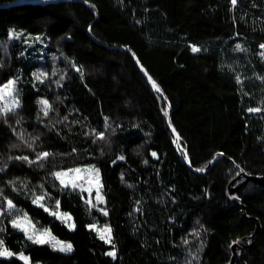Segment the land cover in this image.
Segmentation results:
<instances>
[{
	"label": "trees",
	"instance_id": "obj_1",
	"mask_svg": "<svg viewBox=\"0 0 264 264\" xmlns=\"http://www.w3.org/2000/svg\"><path fill=\"white\" fill-rule=\"evenodd\" d=\"M18 1L0 0V86L14 79L21 101L0 115V239L9 250L31 264H228L232 242L247 238L237 264H264V185L240 186L241 202L228 194L236 164L264 176V0L3 7ZM115 45L130 46L167 94L177 145L167 101L134 54ZM34 73H47L43 83ZM213 158L205 173L188 163L205 168ZM85 165L99 169L104 202L95 207L53 175ZM41 195L50 211L71 214L74 230L32 202ZM23 214L72 251L29 240L11 223ZM91 224L110 227L113 243ZM113 245L115 258L106 254ZM0 264L25 262L15 255Z\"/></svg>",
	"mask_w": 264,
	"mask_h": 264
},
{
	"label": "snow or ice",
	"instance_id": "obj_2",
	"mask_svg": "<svg viewBox=\"0 0 264 264\" xmlns=\"http://www.w3.org/2000/svg\"><path fill=\"white\" fill-rule=\"evenodd\" d=\"M231 3L233 6H235L237 4V0H231ZM37 39H40L39 37H37ZM239 47V46H237ZM262 48H264V45H261ZM191 51L196 53L201 51V49L199 47H197L196 45H192L191 46ZM261 55H264V53H262ZM76 71L82 72V69L77 68ZM35 76V78L39 81H41L43 83V79L42 77H46L47 73H34L33 74ZM149 80H151V77H148ZM57 83H59V81H57ZM16 84V81L14 80H9L6 84H3L2 86H0V100L4 99L5 94L7 95H12L13 91H14V86ZM152 86L157 90V91H161V89L159 88V86L156 84L155 81H152ZM39 103L42 106V111L44 113V115H47L51 105L49 104V102L47 100H41L39 101ZM16 107H19V101L16 99H13L12 101V105H8L5 104L2 108H0V115H6L8 112L14 111ZM249 112H258L261 111V109L259 108H249L248 109ZM165 115H167V112H165ZM172 131L174 133H176V137L177 140L180 139L179 133L176 132V129L173 127ZM103 133L99 134V138H103ZM153 156H156L157 154L155 152L152 153ZM49 156V153L47 152H43V153H39L37 154V159L41 160V159H45ZM17 159H24L27 160V157H18ZM118 159H123V157H119ZM34 162V161H30ZM189 163H191V161H188ZM205 169L203 168H199L197 169V171H204ZM0 171H2V169H0ZM87 173L89 176V179L87 181V183L90 185V187H88L87 189H84L83 185L81 183H78V181L83 180L84 177L81 175V173ZM72 174V175H70ZM53 175L55 176L56 179H58L60 181V184L65 187H71L72 189H80L81 191H87L89 193V199L86 201V203L92 205L93 207H95L96 205L92 204V199H91V192L93 187H95L96 190V196H95V200L98 203H103L104 202V197L100 194V189L102 187L101 181H100V176H99V169H96L95 166H91L90 168H86V169H80V168H74V169H68L66 171H58L53 173ZM12 183V182H9ZM0 196H2V191H0ZM45 196L41 195V196H36L33 199V203L38 205L39 207L43 208L44 211L49 212L50 215L57 217L58 219H60L61 221L65 222L67 227L70 230H74L76 225L74 222H70L72 221V216L70 213H61L58 210L57 211H50L47 207H45V205L42 203V201L44 200ZM6 200V205H7V209L8 210H12L15 208V205L13 204L12 200L4 198ZM59 201H56V205L55 207L57 209H59ZM0 208H2V205H0ZM100 211L104 214L107 215V211L104 208H101ZM0 215H3V211L0 210ZM12 226L23 231L26 235L27 238L29 240H31L33 243L35 244H48L50 245L54 250H59L62 252H70L72 251V244L71 243H66L64 241L58 240L56 237L52 236L50 230H44L43 232H38L37 230H35L34 225H32L31 220L28 218L27 214H23L21 217H17L15 219H13L11 221ZM89 229L91 230H95L98 232L99 234V238L103 241H105L108 244H112V229L110 227H108L107 225H105L102 229L97 228V225L95 224H91L88 225ZM0 231H2V229H0ZM197 235H199V233H196ZM239 241H233L232 244H238ZM107 255L115 258L116 257V250L115 247L113 245V250L109 251L108 253H106ZM18 255L19 259L24 261L25 264H31L30 261V257L24 255L22 252L17 254L12 252L11 250H9V248L5 245V242L0 239V257H12Z\"/></svg>",
	"mask_w": 264,
	"mask_h": 264
},
{
	"label": "water",
	"instance_id": "obj_3",
	"mask_svg": "<svg viewBox=\"0 0 264 264\" xmlns=\"http://www.w3.org/2000/svg\"><path fill=\"white\" fill-rule=\"evenodd\" d=\"M41 1H49V0H22V1H18L16 3H13V4L5 5L3 7H9V6H12V5H15V4L34 3V2H41ZM80 1L84 2L89 8H91V9L93 8L91 2H89L88 0H80ZM95 13H96V15H98V11H95ZM91 25L89 26V28L91 27ZM114 47L115 48H121V49H127V50L131 51L134 54L135 59H136V62H137V65L139 66V68L143 72L144 76L146 77V79L148 80V82L152 86V81H154V80L152 79V77L150 76V74L145 69V66L143 65V63L139 59L137 53L130 46H127V45H120V46L119 45L118 46L115 45ZM149 76L151 77V80L148 79ZM159 88L161 89V91H158V92L165 98V100L168 103V107H169L168 122H169L170 128L172 129L174 127V125L172 123V105H171V103L169 101V98H168L167 94L165 93V91L161 88V86H159ZM176 132L178 133L177 130H176ZM174 135H175V144L177 145L179 143V140H177L176 133H174ZM214 162H215V158H213L210 161V163L208 164L207 167L203 168L205 170L202 171V172L201 171H197V169H199V168H195V167L192 166L191 163H189V162L188 163L193 168L194 171L201 172V173H205V172H207L212 167V165L214 164ZM236 166L240 170V173L230 182V184L228 186V194H229L230 199H232L233 201H235V202H241V199L236 195L237 189L240 186H242V185H244V184H246L248 182H251V181L256 182V183H260V184H263L264 185V176L263 175H258V174H251L248 171H246L244 168H242L241 166H239L237 164H236ZM242 179H243V181L240 184H237V182L240 181V180H242ZM258 228H259V226H258ZM238 241H239L238 244H234L233 245V256L231 258V261L228 264H237L236 259H237V252H238V250L241 249V252H243L244 248L249 246L248 245L249 239H247V238L239 239Z\"/></svg>",
	"mask_w": 264,
	"mask_h": 264
},
{
	"label": "rangeland",
	"instance_id": "obj_4",
	"mask_svg": "<svg viewBox=\"0 0 264 264\" xmlns=\"http://www.w3.org/2000/svg\"><path fill=\"white\" fill-rule=\"evenodd\" d=\"M12 80H14V79H12ZM15 81V80H14ZM13 99H16V100H18L19 101V106L21 105V101H20V99H19V96L17 95V92H16V84H15V86H14V91H13V93H12V95H7V94H5V96H4V99H2V100H0V108H2L5 104H8V105H12V101H13ZM41 100H45V99H39V101H41ZM40 106H41V104H40ZM16 108H18V107H16ZM15 108V109H16ZM41 108H42V106H41ZM91 166H93V165H85V166H77V167H73V168H70V169H74V168H80V169H86V168H90ZM96 169H98L97 167H95ZM63 171H66V170H68V169H62ZM62 170H60V171H62ZM70 175H72V174H70ZM81 175L84 177V179L83 180H80V181H78V183H81L82 185H83V187H84V189H87L88 187H90V185L87 183V181H88V179H89V176H88V174L87 173H84V172H82L81 173ZM100 176V175H99ZM101 181V180H100ZM85 192H86V194H87V196H89V193L85 190ZM100 194L103 196V194H102V187H101V189H100ZM95 196H96V190H95V187H93V189H92V192H91V199H92V204L93 205H100L101 203H98L96 200H95ZM32 223V222H31ZM32 225H34L33 223H32ZM34 228H35V230H37L38 232H43V231H41V230H38L35 226H34ZM98 228V227H97ZM100 229V228H99ZM52 236H54L53 234H52ZM55 237V236H54ZM57 238V237H56ZM58 239V238H57ZM58 240H61V239H58ZM61 241H63V240H61ZM65 242V241H64ZM67 243V242H66ZM25 255V254H24ZM27 256V255H26Z\"/></svg>",
	"mask_w": 264,
	"mask_h": 264
}]
</instances>
